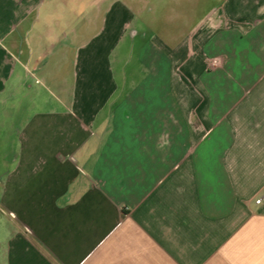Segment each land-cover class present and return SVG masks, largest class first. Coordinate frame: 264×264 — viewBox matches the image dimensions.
<instances>
[{"label":"crops","instance_id":"1","mask_svg":"<svg viewBox=\"0 0 264 264\" xmlns=\"http://www.w3.org/2000/svg\"><path fill=\"white\" fill-rule=\"evenodd\" d=\"M0 264H264V0H0Z\"/></svg>","mask_w":264,"mask_h":264},{"label":"rangeland","instance_id":"2","mask_svg":"<svg viewBox=\"0 0 264 264\" xmlns=\"http://www.w3.org/2000/svg\"><path fill=\"white\" fill-rule=\"evenodd\" d=\"M121 2H123V3L127 4V5H129L130 0H121Z\"/></svg>","mask_w":264,"mask_h":264}]
</instances>
